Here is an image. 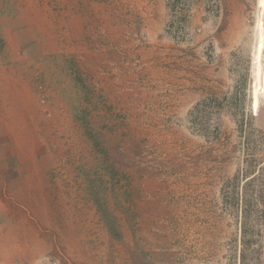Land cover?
I'll use <instances>...</instances> for the list:
<instances>
[{
  "label": "rangeland",
  "instance_id": "374dc122",
  "mask_svg": "<svg viewBox=\"0 0 264 264\" xmlns=\"http://www.w3.org/2000/svg\"><path fill=\"white\" fill-rule=\"evenodd\" d=\"M1 54L51 120L45 264H264V0H0Z\"/></svg>",
  "mask_w": 264,
  "mask_h": 264
},
{
  "label": "crops",
  "instance_id": "0c3cea01",
  "mask_svg": "<svg viewBox=\"0 0 264 264\" xmlns=\"http://www.w3.org/2000/svg\"><path fill=\"white\" fill-rule=\"evenodd\" d=\"M8 56L9 59L5 54L0 57V264H45L50 244L55 240H51L46 232H36L37 228L29 220L33 217L35 221L42 222L32 212L31 201L40 195L50 197L52 201L50 190L54 184L46 174L53 169L56 159L53 140L47 134L51 120L45 123L44 132L38 129L41 119L47 118L40 112L41 107L34 97L36 87L24 84L22 76L15 74V70L19 71L24 66V60H15V54ZM11 60L16 63L9 64ZM29 107L35 111L34 115ZM31 119L37 128L34 132L28 125ZM26 121L27 125L24 124ZM56 143L58 147L57 139ZM29 160H35V165H39L42 172L36 170ZM55 233L60 244L64 243L70 249L81 248L71 243L62 232ZM84 243L82 241L81 244Z\"/></svg>",
  "mask_w": 264,
  "mask_h": 264
}]
</instances>
